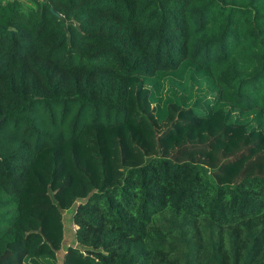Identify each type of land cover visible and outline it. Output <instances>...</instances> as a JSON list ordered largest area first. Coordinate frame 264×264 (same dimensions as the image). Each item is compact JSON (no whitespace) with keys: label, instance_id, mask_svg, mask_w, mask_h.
<instances>
[{"label":"trees","instance_id":"16d2710c","mask_svg":"<svg viewBox=\"0 0 264 264\" xmlns=\"http://www.w3.org/2000/svg\"><path fill=\"white\" fill-rule=\"evenodd\" d=\"M0 120V264H264V0H0Z\"/></svg>","mask_w":264,"mask_h":264},{"label":"rangeland","instance_id":"374dc122","mask_svg":"<svg viewBox=\"0 0 264 264\" xmlns=\"http://www.w3.org/2000/svg\"><path fill=\"white\" fill-rule=\"evenodd\" d=\"M23 1V0H22ZM167 88H171L172 84L168 83L166 84ZM173 89L176 88V91L178 94H182V95H186L188 92H183L180 88L179 85L173 84ZM200 89H196L194 88V93H198L200 92ZM72 214H73V207L65 210L64 211V215H63V223H64V237H65V241H64V245L62 247V249L58 252L57 254V259H56V263L60 264L61 263V256H62V252L64 247L71 242H74L75 237H74V225L72 224Z\"/></svg>","mask_w":264,"mask_h":264},{"label":"water","instance_id":"95a60500","mask_svg":"<svg viewBox=\"0 0 264 264\" xmlns=\"http://www.w3.org/2000/svg\"><path fill=\"white\" fill-rule=\"evenodd\" d=\"M2 122V120H0V123Z\"/></svg>","mask_w":264,"mask_h":264}]
</instances>
